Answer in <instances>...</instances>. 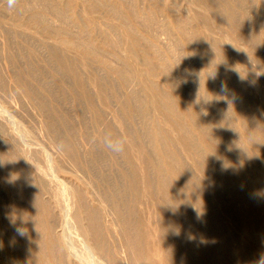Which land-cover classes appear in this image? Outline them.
<instances>
[{
  "label": "rangeland",
  "instance_id": "rangeland-1",
  "mask_svg": "<svg viewBox=\"0 0 264 264\" xmlns=\"http://www.w3.org/2000/svg\"><path fill=\"white\" fill-rule=\"evenodd\" d=\"M0 264H264V0H0Z\"/></svg>",
  "mask_w": 264,
  "mask_h": 264
},
{
  "label": "clouds",
  "instance_id": "clouds-1",
  "mask_svg": "<svg viewBox=\"0 0 264 264\" xmlns=\"http://www.w3.org/2000/svg\"><path fill=\"white\" fill-rule=\"evenodd\" d=\"M14 0H9V5L11 6ZM106 146L112 151L119 152L123 150L124 141L122 139H113L110 136H106L104 139Z\"/></svg>",
  "mask_w": 264,
  "mask_h": 264
},
{
  "label": "bare ground",
  "instance_id": "bare-ground-1",
  "mask_svg": "<svg viewBox=\"0 0 264 264\" xmlns=\"http://www.w3.org/2000/svg\"><path fill=\"white\" fill-rule=\"evenodd\" d=\"M68 206V205H67ZM92 251V250H91Z\"/></svg>",
  "mask_w": 264,
  "mask_h": 264
}]
</instances>
